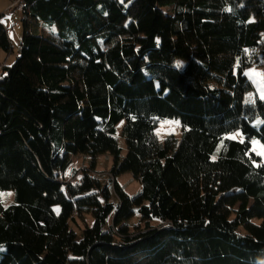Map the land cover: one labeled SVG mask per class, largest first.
Returning <instances> with one entry per match:
<instances>
[{"label": "trees", "instance_id": "trees-1", "mask_svg": "<svg viewBox=\"0 0 264 264\" xmlns=\"http://www.w3.org/2000/svg\"><path fill=\"white\" fill-rule=\"evenodd\" d=\"M13 1L22 35L0 68V264H264V165L250 149L264 146V101L245 103L244 75L264 66V0ZM165 119L179 140L157 139ZM236 131L243 142L227 138ZM102 155L116 206L91 170L64 180L72 157L94 169ZM124 173L137 195L116 183Z\"/></svg>", "mask_w": 264, "mask_h": 264}, {"label": "rangeland", "instance_id": "rangeland-1", "mask_svg": "<svg viewBox=\"0 0 264 264\" xmlns=\"http://www.w3.org/2000/svg\"><path fill=\"white\" fill-rule=\"evenodd\" d=\"M11 8V13H7ZM0 15L1 23L7 29V34L10 40L12 51L6 53L0 50V68L3 66H10L16 59L18 54V48L21 41L22 35V25H21V8L19 7L18 1L13 0H0ZM245 77L252 85V89L245 95V103L251 104L254 103L256 99L264 101V66L253 65L248 67L244 71ZM261 124V119L255 120L252 125L258 127ZM122 124L117 127V139L119 142V147L121 149L122 156L125 155V141L120 137V129ZM154 133L157 139L162 142L169 136H173L175 139L179 140L182 128L177 120H160L154 130ZM227 138L230 140H235L238 142L244 141V136L240 131L233 132L227 135ZM251 152L258 156L261 160V163L264 165V146L257 140L252 139L250 141ZM91 158L89 157H72L71 163L65 168V181L72 183L77 182L84 170H91V175L97 177L102 184L108 185L111 188V203L113 206L118 204V197L114 192L111 181H110V171L113 166V157L110 155H102L96 158L94 169L91 167ZM116 183L128 196H135L140 192L139 182L130 174L124 173L116 177ZM12 193H3L1 194V200L4 205L12 203ZM130 229L133 230L135 226H142L143 223H140L138 216L133 217L130 221ZM85 223L90 224V216H85ZM156 222H151V225H157ZM73 227L76 230H80L83 227V222L79 219L76 220V223L73 224Z\"/></svg>", "mask_w": 264, "mask_h": 264}, {"label": "built area", "instance_id": "built-area-1", "mask_svg": "<svg viewBox=\"0 0 264 264\" xmlns=\"http://www.w3.org/2000/svg\"><path fill=\"white\" fill-rule=\"evenodd\" d=\"M7 13H11V8L9 9V11Z\"/></svg>", "mask_w": 264, "mask_h": 264}]
</instances>
